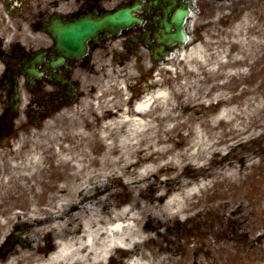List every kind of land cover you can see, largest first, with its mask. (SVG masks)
Listing matches in <instances>:
<instances>
[{
	"label": "bare ground",
	"instance_id": "1",
	"mask_svg": "<svg viewBox=\"0 0 264 264\" xmlns=\"http://www.w3.org/2000/svg\"><path fill=\"white\" fill-rule=\"evenodd\" d=\"M230 33L235 40L226 44L222 52L225 56L214 54L213 58L217 65L227 70L224 77L234 80L240 75L234 71L236 65L244 62L242 58L252 60L260 44L253 39L246 42L242 34L237 37L233 30ZM227 53L233 56L230 57ZM234 53L240 57H235ZM186 56L187 52L183 51L181 57L185 59ZM172 63V60H168V64ZM197 64L201 69L210 65L192 55L186 66L195 72ZM140 66L145 69L142 75L144 81L151 76L153 78L152 84H147L146 89H130L129 83L138 80L134 67L130 66L126 73L122 70L118 72L115 68L104 75V80L93 90V95L83 93L76 105L63 108L57 115L38 125V128L45 131L41 134L37 129L36 136L47 144H39L30 152L22 170L29 171L28 182L37 180L42 175L52 176L65 170L61 176L54 177L58 182L55 185L57 192L46 198L47 203L55 210L63 203H73L77 190L87 189L95 181L118 180L126 192H130L131 188L142 189V184L150 176L160 174L167 179L152 183L151 189L154 192L143 195V199L129 196L125 203L133 197L143 211L147 208L145 202L158 204L157 207L147 209L149 218L158 227L176 219H191L195 198L208 188L215 176L208 173L207 155L218 151L220 140L224 136L223 128L228 122L240 119L239 106L234 99L226 98V93H220L215 96L221 99L222 104V109L217 114L209 116V113L197 110V114L202 115L194 118V110L206 108V105L194 104L196 96L187 90H181L182 87L163 86V74H172L170 68L165 71L155 65L147 70L148 65L143 61ZM206 72L211 76L216 74L211 69ZM187 74L186 72L185 75ZM130 93H133L132 97ZM137 95H143L144 101L133 105V98ZM177 101H180L179 107L187 109L184 116L178 113ZM240 130V125L239 129H230L228 135L231 138L228 142L235 140ZM177 131L188 132V135L181 132L180 140L175 141L171 135ZM193 138L195 142L192 144ZM42 147L51 150V155H47L45 159L52 158L54 161L51 174H42L47 168L42 160L44 154L38 151ZM213 153L218 156L222 152ZM224 165L219 162L220 174L216 177L221 178L222 182L218 180V183L235 185L239 182V171L233 163L223 167ZM184 172L191 179H200L190 181L188 178L183 183ZM174 185L178 187L174 188ZM2 187L6 188L4 185ZM36 194L39 197L38 191ZM55 213L49 212L51 216L48 222L53 223V231L60 232L62 238L59 249L49 255H27L24 250H18L8 264H26L28 261L30 264H104L107 256L118 249L129 256L127 264H161L164 260V254L160 255L159 251L144 249L149 236L140 228L137 213L126 204L111 209L109 213L89 214L77 220L78 223L81 222L80 225L69 224L66 229L61 224L55 225L62 218ZM8 223L7 219L2 221L0 218V230ZM49 248L47 246L45 252Z\"/></svg>",
	"mask_w": 264,
	"mask_h": 264
},
{
	"label": "rangeland",
	"instance_id": "2",
	"mask_svg": "<svg viewBox=\"0 0 264 264\" xmlns=\"http://www.w3.org/2000/svg\"><path fill=\"white\" fill-rule=\"evenodd\" d=\"M218 8L213 13L203 14L201 18H196L195 28L200 33L193 40H197V42L186 49L187 56L185 59L181 57L174 60L172 64L160 65V70L165 69L167 71L169 68L172 70V74H166L165 72L163 74L164 87H182L181 90H187V92H191L196 96L194 104L205 103L206 108L201 107L194 110V118L202 115L197 114V110L209 113V116L217 114L222 108L221 104L216 105L219 101L216 100L215 96L220 93H226L225 97L234 99L239 106L240 119L238 121L232 119V122H228L223 128L225 130L224 136L217 148L222 153L217 156L213 152L218 151H213L207 155L209 159L208 173L215 176L212 177L208 188L198 194L196 200L194 199L195 209L191 219L189 221L186 220L187 218L183 219L179 226L176 225L177 219L172 220L158 228L156 222L149 218V212H147L148 208L157 207L158 204L153 205L151 202H145L144 205H147V208L143 211L141 206L133 200V197L143 199V195H150L154 192L151 189L152 183L167 179L166 176H160L159 174L158 176H150L142 184L144 185L142 189L131 188L130 192H126L118 180L106 179L93 182L92 185L87 186V189H78L73 203H63L64 206L53 210L61 214L62 217V222H55V225L61 224L63 229H66L69 224L77 225L78 219L87 217L89 214L94 215L96 212L109 213L111 209L123 204L132 208L139 207L137 212L140 220L139 226L141 229L146 230L147 236L154 238V241L149 239L144 249L159 251L160 255L164 254L166 264H207L208 261L210 264L211 260L209 257L206 260L205 252L211 247L212 241L217 238L216 236L224 233L229 234L228 230L235 228L232 226L236 223L251 225L252 221L263 218L261 212H264V197L261 199L260 195L262 190L264 192V173L259 169L264 166V11H261V21H259L256 12L250 11L244 17L239 14L237 17L232 18L229 15L230 11L227 4L218 5ZM232 30L237 37L242 34L246 42L253 39L260 44L252 60L248 61L242 58L241 60L244 62L236 65L234 71L240 73V75L234 80L224 77L227 70L217 65L216 59L213 58L214 54L219 57L225 56L222 52L226 44L235 40L233 34L230 33ZM227 54L230 57L233 56L231 53ZM234 54L235 57H240L237 53ZM192 55L203 59L204 63L210 64L206 69H211L216 74L209 75L206 72L207 70L201 69L198 64L197 69L193 72L189 66H186ZM141 58V61L146 60L150 65H153L146 55L143 54ZM126 59L125 64L120 65L112 61L111 58H106L98 62V67L105 65L109 70L110 65H117L118 70L126 73L132 65L138 78L141 79L142 74L139 71L143 70L137 66L138 60L129 56ZM130 61L132 62L131 65H129ZM213 62L215 63L213 64ZM186 72L187 75H185ZM98 76L93 78L84 90L86 93H90L89 95H93L90 91ZM99 80L100 83L104 80L103 74H101ZM135 82L137 81L133 83ZM152 82L153 79L150 83L152 84ZM139 87L145 88L143 82L140 83ZM212 96H214V99L211 100ZM179 106L180 101H177L178 113L184 116L187 109ZM239 125L241 130L236 134V139L228 142V139L231 138V135H228L230 129H239ZM38 131L43 134L45 129L39 128ZM181 132L185 136L188 135V132L177 131L171 135L173 140L179 141ZM32 133H34L32 136L23 133L25 138L20 142V146L14 155L0 156V218L2 221L7 219L9 222L7 226L0 230V246H4L11 234L17 231L16 226L18 224L34 220L46 221L42 222L40 227L33 233L32 231L29 232L27 238L32 241V246L31 249L26 250L27 255L33 253V248L39 249V244L44 245L46 232L49 230L52 232L51 237L54 241L58 238V235L60 236L59 231L55 232L51 229L53 223L47 221L52 206L47 203L46 198L57 192L55 185L58 182L55 181L54 177L61 176L65 172L63 170V172L52 176L42 175L37 180L28 182L29 171L22 170L26 166L28 155L39 144L42 146L47 144V142H42V138L36 136V132L31 131ZM194 142L195 138H193L192 144ZM38 151L44 154L42 160L47 167L42 174L53 173V159L45 160L47 155H51V150L49 151L48 147H42ZM219 162L225 164L223 167L233 163L239 171L238 183L235 185L228 183L220 185L218 183V180L222 182L221 178L216 177L220 174ZM184 173L183 183L188 178L190 181L200 179V177L191 179L187 172ZM3 185L6 188H3ZM18 185L22 187H18ZM173 187L177 188L178 185ZM36 191L39 192V197H37ZM113 196L116 197V200H110L107 203L108 199ZM129 196L133 197L125 203ZM91 198L96 201L90 202ZM79 200H81L80 203ZM28 212L37 215L33 217ZM233 213H236L237 217H234ZM246 218L251 220L245 222L244 219ZM80 224L81 222L78 223V225ZM172 228L174 231L170 230ZM163 246L165 247L164 252H162ZM17 247L21 249V246ZM53 247L55 248V245ZM54 248H51L50 251ZM116 254L117 259L120 261L123 260V257H127L124 254H119V252H116ZM172 254H174V257ZM166 257L168 260H166ZM124 260L127 261V258H124ZM0 264H7V262L0 260Z\"/></svg>",
	"mask_w": 264,
	"mask_h": 264
},
{
	"label": "flooded vegetation",
	"instance_id": "3",
	"mask_svg": "<svg viewBox=\"0 0 264 264\" xmlns=\"http://www.w3.org/2000/svg\"><path fill=\"white\" fill-rule=\"evenodd\" d=\"M0 1L5 15L12 16L14 30L8 28L0 39V152L5 148L13 150L18 130L24 128L23 122L41 121L56 110L57 102L68 104L78 98L75 72L94 64L99 53L115 50V37L100 32L88 41L84 55L75 58L57 48L52 36L56 27L73 24L89 14L92 21L102 20L124 7L130 17L136 19V24L134 29L123 32L126 37L120 49H125L126 43L132 41L145 46L150 40L156 47L169 41L165 50L176 54L185 46L177 40L182 31L192 36L197 34L196 14L204 7L202 0ZM246 1L238 0V8L243 9ZM185 10L187 20L183 18ZM146 48L150 53L155 49ZM70 86L75 87L72 97L66 95ZM251 225L253 230L263 231L252 240L248 234L238 233L242 229H230L229 234L224 235L233 246L224 252L226 262L244 264L246 257L253 259L252 264H264V216Z\"/></svg>",
	"mask_w": 264,
	"mask_h": 264
},
{
	"label": "water",
	"instance_id": "4",
	"mask_svg": "<svg viewBox=\"0 0 264 264\" xmlns=\"http://www.w3.org/2000/svg\"><path fill=\"white\" fill-rule=\"evenodd\" d=\"M124 20H122L119 16H116L113 21H112V29H120L121 27H123V25H125L126 23L124 22ZM126 21V20H125ZM73 34H75L76 36H79L80 33H87L90 31L89 28H83V27H75L74 30H70ZM69 32V31H68ZM81 43H77L76 45L79 46ZM80 47V46H79Z\"/></svg>",
	"mask_w": 264,
	"mask_h": 264
}]
</instances>
